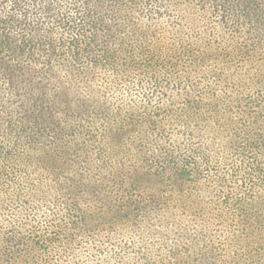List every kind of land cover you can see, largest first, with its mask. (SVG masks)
<instances>
[{"label": "trees", "instance_id": "1", "mask_svg": "<svg viewBox=\"0 0 264 264\" xmlns=\"http://www.w3.org/2000/svg\"><path fill=\"white\" fill-rule=\"evenodd\" d=\"M0 264H264V0H0Z\"/></svg>", "mask_w": 264, "mask_h": 264}]
</instances>
